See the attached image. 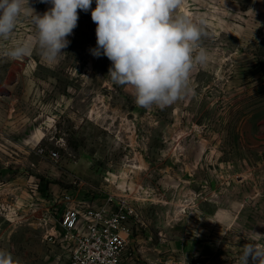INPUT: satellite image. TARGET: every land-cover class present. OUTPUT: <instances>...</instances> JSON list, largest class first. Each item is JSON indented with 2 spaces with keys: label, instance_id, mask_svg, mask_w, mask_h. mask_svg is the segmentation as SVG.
Here are the masks:
<instances>
[{
  "label": "rangeland",
  "instance_id": "374dc122",
  "mask_svg": "<svg viewBox=\"0 0 264 264\" xmlns=\"http://www.w3.org/2000/svg\"><path fill=\"white\" fill-rule=\"evenodd\" d=\"M95 7L77 10L55 63L35 46L2 55L35 36L31 14L0 40V249L20 264H68L62 195L125 191L138 217L121 264H237L245 244L264 246V0H185L178 11L205 20L209 58L163 109L137 105L132 86L108 76L112 62L90 53Z\"/></svg>",
  "mask_w": 264,
  "mask_h": 264
},
{
  "label": "clouds",
  "instance_id": "9594fccd",
  "mask_svg": "<svg viewBox=\"0 0 264 264\" xmlns=\"http://www.w3.org/2000/svg\"><path fill=\"white\" fill-rule=\"evenodd\" d=\"M52 7L43 15L28 6V0H0V40L7 41L22 16L31 14L36 29L27 42L3 49L2 55L19 60L32 55L34 46L41 59L55 63L70 44L79 19L78 9L88 12L92 0H41ZM185 0H96L91 19L96 24L94 57L106 56L112 67L111 80L134 89L137 105L163 109L182 99L188 91L189 78L196 65H205L209 54L201 47L203 18L194 21L178 10ZM258 235V234H256ZM260 236V235H258ZM264 238V237H262ZM264 264V246L245 244L237 264ZM0 264H20L18 259L0 249Z\"/></svg>",
  "mask_w": 264,
  "mask_h": 264
},
{
  "label": "built area",
  "instance_id": "2783aa9c",
  "mask_svg": "<svg viewBox=\"0 0 264 264\" xmlns=\"http://www.w3.org/2000/svg\"><path fill=\"white\" fill-rule=\"evenodd\" d=\"M45 153L44 149L40 150ZM49 156L58 158L56 150ZM60 243L68 250V264H121L137 209L128 194L107 192L102 201L77 198L66 192L60 200ZM54 240V235H50ZM166 264H206L203 258H172Z\"/></svg>",
  "mask_w": 264,
  "mask_h": 264
}]
</instances>
